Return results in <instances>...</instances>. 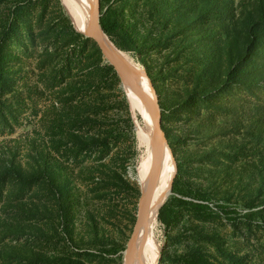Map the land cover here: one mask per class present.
<instances>
[{"label":"rangeland","instance_id":"obj_1","mask_svg":"<svg viewBox=\"0 0 264 264\" xmlns=\"http://www.w3.org/2000/svg\"><path fill=\"white\" fill-rule=\"evenodd\" d=\"M3 5L0 154L22 175L0 170V264H121L148 126L61 0ZM100 15L137 41L125 53L152 77L179 167L158 264H264V0H100ZM45 170L70 194L67 229Z\"/></svg>","mask_w":264,"mask_h":264},{"label":"bare ground","instance_id":"obj_2","mask_svg":"<svg viewBox=\"0 0 264 264\" xmlns=\"http://www.w3.org/2000/svg\"><path fill=\"white\" fill-rule=\"evenodd\" d=\"M61 2L65 11L71 17L76 30L84 34L87 30L95 0H61ZM97 33L99 36L104 37L99 28L97 29ZM121 53L129 63L141 69L128 53ZM133 82L136 88L150 101L155 99L145 76H134ZM123 88L132 114L134 116L139 115L142 122L148 126V129L145 130L138 123L136 131L137 145L140 153L135 163V171L132 173V178L140 187L142 201L130 234V236L133 234L130 264H158L160 242L156 234L158 225L157 214L160 206L169 195L176 166L169 147L164 146L155 163L156 171L152 191L144 194L145 179L154 163L152 154L154 144L152 114L151 110L144 105L130 88L126 85H123Z\"/></svg>","mask_w":264,"mask_h":264},{"label":"water","instance_id":"obj_3","mask_svg":"<svg viewBox=\"0 0 264 264\" xmlns=\"http://www.w3.org/2000/svg\"><path fill=\"white\" fill-rule=\"evenodd\" d=\"M99 18H100V0H95L94 8L89 18L87 30L86 32H84L85 36L91 39L92 41H94V43L96 44L97 48L101 52L106 62L114 68L115 72L120 77L123 85H126L128 88H130V90H132L136 94V96L144 103V105L148 109L151 110L152 122L154 125V144H153V150H152L154 163L145 179L143 192L144 194H147L152 191V188L154 185V179H155V171H156L155 163L163 147L167 146V140H166L163 128H162V120H161V115L159 112L156 98L150 101L142 92H140L136 88L133 82V78L134 76H139V75L145 76L148 80L149 87L154 94L153 84H152L151 79L148 77V74L146 73V71L144 69H139L136 66L132 65L131 63H129L128 60H126V58L121 53L124 51L119 50L107 38V36L103 33V31L100 28ZM98 28L101 30L105 38L98 35L97 33ZM174 177H175V174H174ZM171 187H172V184H171ZM170 193H171V188H170L169 194ZM132 237H133V234L130 236V238H128V241L125 245L121 264H130Z\"/></svg>","mask_w":264,"mask_h":264},{"label":"trees","instance_id":"obj_4","mask_svg":"<svg viewBox=\"0 0 264 264\" xmlns=\"http://www.w3.org/2000/svg\"><path fill=\"white\" fill-rule=\"evenodd\" d=\"M18 1L17 0H0V5L2 3H4L3 6H5L6 4H8L10 6L18 5L21 8V7H24L25 5H27L29 3V0H18ZM63 15H64V19H65V22L67 23L68 27L70 28L71 31H73L72 30V28H73L72 23H71L69 17L65 14H63ZM7 23H8V20L6 21V23L2 22L1 24L7 26L8 25ZM99 25H100V28L103 31V33L110 39V41L119 50L131 53V54H137L138 53L139 45H138L137 41L117 20H113V19H110L109 17L100 15ZM95 50L99 54V59H98L99 62L102 63V60L100 57L101 52L99 51L97 46H95ZM0 55H1V51H0ZM100 69L103 71V73L106 74L105 76H110L111 78H113V77L116 78V72L111 65L103 64ZM105 76L103 75L102 79ZM85 77H86V80H85L86 82L90 81V77L88 75H86ZM148 77L152 80V77L149 73H148ZM102 79H100V82H103ZM152 84H153V82H152ZM162 128H163V126H162ZM166 140H167L170 148L173 150L171 140H168L167 138H166ZM0 162L3 163L2 164L3 167L2 168L0 167L1 171H2V169H5L6 172H8L10 175L14 176V178H16V179L21 177L22 174L19 171V169L14 166V162L12 161V158H10V157L7 158L4 154H0ZM2 172H4V171H2ZM46 173H47V170L44 171V176L46 177V179H48V181H50L52 192L57 196L56 203L54 206L58 207L57 208V210H58L57 216L59 217L58 221H59V223L61 222V224L67 229L69 227L68 222H69V218H70V212L67 209H65L64 203H62V201L64 199L63 196L65 197L64 200L66 201L70 194L68 192H64V191H66V186L60 185V183H58V184L55 183L53 180H51L50 177H48V175ZM178 178H179V167L177 168L176 175H175L173 182H172L173 188L176 186ZM178 194L189 195L190 193L185 194L183 192V193H178ZM202 200H203V198H202ZM166 204H168V206L170 205V203L168 201L166 202ZM166 204H164L159 209V212L157 214V218H158L159 222L164 224V226L169 227L170 222L172 221V214H171V216L168 215L167 212L169 209H168ZM170 206H172V205H170ZM192 208L193 209H201L200 207H198V205H197V207L192 206ZM66 236H67V234H66ZM71 239H72L71 234H68V241H71ZM200 264H201V261H200Z\"/></svg>","mask_w":264,"mask_h":264}]
</instances>
